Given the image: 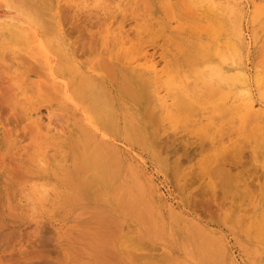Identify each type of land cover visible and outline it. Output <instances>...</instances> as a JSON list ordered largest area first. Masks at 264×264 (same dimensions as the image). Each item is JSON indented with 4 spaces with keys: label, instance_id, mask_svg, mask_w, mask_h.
Returning <instances> with one entry per match:
<instances>
[{
    "label": "rangeland",
    "instance_id": "obj_1",
    "mask_svg": "<svg viewBox=\"0 0 264 264\" xmlns=\"http://www.w3.org/2000/svg\"><path fill=\"white\" fill-rule=\"evenodd\" d=\"M2 1L0 0V7L8 3L21 10L24 16L28 17L26 20L28 22L26 26L20 24L21 26L13 31L5 30L0 23V211L16 213L26 208L24 201L26 189L31 190L29 196L39 197L43 184H47L49 179L57 181V175L64 176L63 174L73 168L72 156L76 157L80 145L74 134L83 125V121L80 118L72 121L65 117L67 115L63 106L69 107L67 97L58 89L57 81L67 80V68L72 62L68 63L67 56L65 57L67 50L63 48L67 46L68 50L74 54L70 53L68 57L72 56L75 63L84 71L106 82L113 92L118 126L114 131H104V128L102 130L116 145L117 155L122 160L124 158L123 163L128 173H132L139 181H142L144 188H155L162 198V204L178 209L190 208L196 217L209 225V229L215 235L227 241L230 252L233 257L235 254L238 264H255L256 261L251 256L252 250L264 248V128L258 129L264 126V0H215L212 7L207 4L202 8L199 7L200 4H194L191 0H169L170 2L168 0H44L45 3L43 0H36L37 6L43 7L47 14L55 16V18H49L52 22L47 21L48 26L42 18L43 8L42 12L38 11L39 7L37 9L22 0L21 2L18 0V4L15 0ZM26 7H31V10ZM38 14L41 19L37 17ZM238 28H241L242 32L239 31L240 29L237 30ZM240 34H243V37H240ZM120 35L127 40H118ZM120 40L121 42H118ZM61 51H63L62 55L59 54ZM145 51L151 54L155 61L161 62L159 71H161L162 82L159 79L156 80L152 83V88L154 90L163 87L160 90L162 97L169 99L167 113L161 116L159 125L155 121L151 123L144 117L139 105L129 97L124 87L126 80L124 81L123 75L133 70V66L127 68L124 63L133 61L134 59L130 58L136 59V56L143 57L147 54ZM135 52L136 55L133 54ZM112 55L117 56L116 60ZM111 57L113 60L110 59ZM72 58L70 57L69 61ZM100 61L103 62L100 63ZM145 62L142 61V65H139L141 66L138 67L139 73L148 79L154 77L153 71L149 69L151 64ZM108 64L112 67L110 68ZM210 67L211 69L215 67V70L221 67L219 71L224 75L244 69L248 81L231 87L219 82L215 77V71L213 73ZM184 74L186 76H183ZM168 80L183 93L185 92L187 95H184L188 96V100L193 101L191 105L188 102L190 106L187 104L186 110L183 109L185 106H178L179 103L176 104L174 100H171L173 104L170 102L175 94L171 93L172 90L167 91ZM188 81L191 82L188 83ZM217 88L221 89L220 95ZM244 88L250 94L247 95V92L242 90ZM226 91H231L230 97L227 96ZM242 91L244 94H241ZM248 99H252L256 107L254 114L258 116L254 119L261 116L262 122L259 119L256 122L250 121L253 119H250L251 115L247 114L248 117L250 116L249 119L243 115L245 101ZM217 103L223 105L220 104V107L225 113L219 111ZM154 106L162 107L163 102L155 101ZM234 107L236 110L233 109ZM199 108L202 110L200 111ZM170 109L172 113L169 112ZM228 111L231 116L225 118ZM221 113L223 115L220 118ZM132 114L136 118L134 122ZM167 114H171L168 115L172 118H168L170 121L165 116ZM212 114H216V118H219L216 120ZM242 116L247 120L245 125H242L244 121ZM37 118L42 119V122L39 121L44 128L40 127V124L33 123V119ZM43 119L46 123L45 121L43 123ZM228 119L230 122L227 121ZM212 123L215 129L218 126L226 129L220 127L215 131L213 128L212 133L218 132L219 136L216 133L213 135L208 129ZM193 124L199 126V129L196 127V130L192 131L195 127ZM67 125H70L72 130L71 135H63V128ZM155 127L159 131L158 138L155 136L157 131ZM162 128L165 130H159ZM40 129L43 130L40 131ZM189 129L191 132H187L190 131ZM249 129L251 130L246 131ZM194 132H198L197 135ZM225 133L229 136L224 138ZM199 134L202 135L199 137ZM215 138H219L218 142L222 150L217 149L218 143L215 142ZM152 141H156L157 144H153ZM57 144L62 145L61 149H65L68 153L70 161L67 164L62 160V150L58 149ZM160 144L163 146L160 147ZM261 148L263 150H260ZM221 152L224 154L221 155ZM208 163H212L210 164L212 167L208 168ZM205 164L207 167L204 166ZM178 165L182 166H179L182 174L180 178L175 174V167L179 169ZM221 165L224 168L219 170ZM204 168L207 170L205 171ZM209 169L216 172L211 173ZM205 172L210 174L206 175ZM208 183L212 186H208ZM68 188L64 185L66 192ZM261 188L262 191H259ZM244 190L248 195H243ZM249 194L252 196L250 197ZM254 200L256 202L253 204ZM63 203V206L57 210L49 205L42 208L37 206L35 213L37 212L36 214L44 221L59 223L67 217V212L80 208V205L83 207L89 205L87 199L82 202L78 197L72 196L64 199ZM29 209L32 210L33 207ZM249 212L251 215H248ZM20 217L21 213L20 216L11 218L19 220ZM254 218L263 229L252 234L253 229L250 225ZM221 220L225 222L232 220V222L224 224L220 222ZM236 236H239V239ZM246 241H250V245L245 244ZM232 248L233 251H231ZM14 249L11 243L2 245L0 264H20L18 252Z\"/></svg>",
    "mask_w": 264,
    "mask_h": 264
},
{
    "label": "bare ground",
    "instance_id": "obj_2",
    "mask_svg": "<svg viewBox=\"0 0 264 264\" xmlns=\"http://www.w3.org/2000/svg\"><path fill=\"white\" fill-rule=\"evenodd\" d=\"M17 1L18 0H15V2H17ZM22 1H24V2L26 1V3L32 4L31 6L37 7V9L39 7V6H37L36 0H22ZM45 1L43 0L44 3H45ZM191 1L194 2V4L195 3H197L198 5L200 4L199 5L200 8L204 7L207 4H209V6L211 5V7H212L213 6L212 4H214V2H215V0H191ZM61 2H63V1H61ZM5 4L1 5L2 7H0V23L2 26L5 27V30L7 29L8 31L9 30L13 31L15 28L21 26L20 24H25V26H26V22H28L26 20L28 19V17H25L24 14L21 12V10L12 7L8 3H5ZM16 4H18V2ZM20 4L21 3H19V5ZM47 4H49L48 1H47ZM26 6H27V4H26ZM28 7H26V8L31 10V7L30 8H28ZM51 7H53V5ZM188 7L190 9V5ZM42 8L43 7H41V8L39 7L38 11L41 10V12H42ZM59 9H61V8H59ZM43 10H44V8H43ZM212 10L215 11L214 9H212ZM32 11H34V10H32ZM261 12H263V11H261ZM31 14H32V12H31ZM196 15H197V13H196ZM218 15H220V13ZM231 15H232V13H231ZM52 16L50 14H47L45 12V10L43 11L42 18L46 22L45 23L46 25H47V21L52 22V20L49 19L50 17L55 18L54 15H52ZM37 17H39V14ZM173 17H174V15H173ZM49 22H48V24H49ZM33 24H34V22H33ZM52 25H53V23H52ZM186 26H187V24H186ZM33 29H34V27H33ZM53 30H56V29H53ZM237 30L242 32L241 28H238ZM237 30H236V32H237ZM135 33H136V31L134 32V34ZM237 34L239 35L238 32H237ZM240 35H241L240 37H243V34H240ZM62 36H64V35H62ZM62 36H60V37L62 38ZM129 36H130V34H129ZM119 37L120 38H118V40L119 39L122 40L124 38L123 35H120ZM115 40H116V38H115ZM121 40L118 42H121ZM125 40H127V39H125ZM172 40H173V38H172ZM107 41L108 40H106V42ZM115 43L116 42H114V44ZM64 44H66V43H64ZM64 44H63V46H65ZM108 44H109V42L107 43V45ZM105 45H106V43H105ZM108 47L109 46H107V48ZM68 49L69 48H67V46H66V48H63V50H65V51L67 50L65 53L66 54L68 53V55L65 54V57L67 56L66 57L67 62L70 63L72 61L71 65L67 68V71H68V76L66 77L67 80H65V81L55 80V81H57L58 89L60 90L59 92H62L63 95H65L67 97L66 101L68 102L67 105H69V107H66L65 105L63 106L65 109V113L67 115L65 117L72 119V121L77 120L78 118L82 119V121H83V125L74 134L80 145L78 147V153H77L76 157L74 155L72 156L73 157V168L70 171H68V173L63 174L64 176L57 175V177H56L57 181H53V180L49 179L47 184H43L42 185L43 189L41 190V192H43V193L41 195V192H40L39 197L36 196L35 194H32V195H35L33 197L31 195L29 196V194H31V193H29V191H31V190L26 189L25 190L26 194L24 196V198H25L24 201L26 203L25 206H27L26 208H24V209H22L16 213H11V211H7V210H1L0 211V248L5 243H11V247L15 248L14 251L16 250L18 252V255H19V258L21 261L20 264L21 263L22 264H238L237 259L235 258L236 257L235 254L233 257L232 252H230L227 241L223 240L219 236L215 235L209 229V225L206 224L201 219H199L198 217H196L195 213L192 212L190 208L189 209H185V208L178 209V208H175L173 206H168V205L162 204V198L158 195V192L155 188H151V189L144 188L142 181H139L134 175H132V173L131 174L128 173V170H126L125 165L123 163L124 158L122 160L117 155V152L115 151L116 145L113 144L112 141L108 138V134L105 135V133L102 130L104 128V131H108V132L114 131L117 129V126H118V120L116 118L117 111L115 108V102L116 101L114 102V99L112 98L113 92L111 91L110 87L106 84V82H104V81L100 80L99 78L94 77L91 74L84 71L81 66H79L77 63H75L72 56H70L72 58V60L70 59V61H69L70 57H68V56L71 55L72 53ZM111 50H113V49H111ZM120 51H122V50H120ZM62 52L63 51H61L59 54L62 55ZM128 52H130V51L128 50ZM133 52H134V49H133ZM102 53H104V52H102ZM114 54L115 53H113V55ZM116 54H118V53H116ZM133 54L136 55V52ZM72 55H74V54H72ZM22 58H24V57H22ZM27 58H29V57H27ZM116 58H117V56H115L113 59L116 60ZM110 59L113 60L112 57ZM130 59L131 60L134 59V60L133 61L126 60L128 62L124 63V64H126L127 68H130L133 66L132 72H128V73H125L123 75L124 81L126 80L124 82L125 90L128 92L127 94H129V97H131L136 102V104L139 105L140 109L143 112L144 117H146L147 120H149L151 123H152V121H155V123L157 125H159L160 124L159 120H161V116L163 114L167 113L166 111L168 110V107H169L168 106L169 99L162 97V93L160 91L163 87H161V89H159V87H158L154 90L152 88L153 87L152 83H154L158 79L160 80V78H161V71H159V66L161 65L160 64L161 62L159 63L158 61H155L154 57L148 53L146 55H143V57H137L136 56V59L135 58H130ZM99 60H100V58H99ZM118 61H119V59H118ZM142 61H146L148 64L149 63L151 64L149 69H151L153 71L154 77H151L148 79V78H145L141 73H139L140 71H139L138 67H141L139 65L140 64L142 65ZM101 62H103V61H100V63ZM60 64H62V63H60ZM103 64H105V63H103ZM64 65H65V63H64ZM97 66H99V65H97ZM109 66H110V68L112 67L111 64ZM213 66H215V65H213ZM103 67L106 68L105 66H103ZM194 67H196V66H194ZM215 67L213 69H211V67H210V69L213 71V73L215 71V77L221 83H226L232 87L237 83L245 84L248 81L247 74H246V71L244 69L239 70L237 72L235 71L234 73H231V74H225L224 75L223 73H221L219 71L221 67L220 68L218 67L219 69L216 68V70H215ZM90 69H92V68H90ZM197 69H198V67H197ZM65 72H66V69H65ZM174 73H176V72H174ZM163 76H164V74H163ZM183 76H186V75L184 74ZM201 76H203V74H201ZM202 78H204V77H202ZM56 79H58V78H56ZM174 80H176V79H174ZM204 81H205V79H204ZM160 82H162V81L160 80ZM160 82L158 83L159 85H160ZM190 82L191 81H188V83H190ZM211 82H212V80H211ZM261 82H262V80H261ZM163 84L165 85V83H163ZM259 84H261V83H259ZM189 85L190 84H188V86ZM211 85H212V83H211ZM161 86H163V85H161ZM166 86H168L167 91L172 90L174 92L171 91V93L175 94V95L173 94L174 95L173 98L170 99L171 103H172L171 100H174L175 102H177L176 104L179 103L178 106L179 105H180V107L185 106L183 109L186 108L188 102H190V105L193 103L192 100L187 99L188 96H185V95H187V94H185V92L183 93V91H181L178 87H176V85L174 86V84L169 82V80H168V84L166 83ZM166 86H164V87H166ZM216 87H218V86H216ZM218 88L216 90H218ZM219 90H221V89H219ZM219 90H218V94L220 93ZM242 90L245 93L247 92L246 93L247 95L250 94V92L248 93V91H246L245 88ZM212 91H213V89H212ZM224 91L225 90H223V92ZM243 91L241 94H244ZM226 92L228 93L227 96H229V93L231 91H226ZM240 92H241V90H240ZM201 94H199V95H201ZM261 95H262V93H261ZM215 96H216V92H215ZM251 100L252 99H248L247 101H245L246 102L245 114H243V115H245V117H247L248 119L250 117V116L248 117V115H251L250 119H252V118L253 119L250 121L256 122V120H258V119L260 120L261 116L258 119H254V117L258 116V115L254 114V110H256L255 109L256 107L254 105V102ZM155 101H162L163 106L162 107L154 106ZM220 104H218L219 105V111L224 112V110H222V108L220 107ZM236 104H238V103H236ZM195 105H193V106H195ZM193 106H192V108H193ZM197 106L200 107L198 104H197ZM211 107L213 108V106H211ZM235 107H236V105H235ZM235 107L233 109L236 110ZM204 108L205 107H203V109ZM224 108H225V106H224ZM227 109H229V108H227ZM227 109H225V110H227ZM192 110L194 111V109H192ZM199 110H200V108H199ZM229 111H230V109H229ZM229 111H228V113H229ZM169 112H171V109L169 110ZM222 113H221V116H219L220 118L223 115ZM228 113L226 115L224 114L226 116L225 118L229 117V115L231 116V114L230 113L228 114ZM191 114H192V111H191ZM258 114H260V113H258ZM263 114H264V112H263ZM31 115H33V114H31ZM168 115H171V114L165 115L167 120H169L168 118L172 119ZM172 115H175V114H172ZM232 115L234 116L233 111H232ZM213 116H215V118L217 117L216 114H214ZM131 117L134 118L133 122L136 121V118L134 117L133 114L131 115ZM245 117H243V116L241 117L244 120L242 122L243 123L242 125H245L244 123H246L245 121H247ZM218 118H216V120ZM39 120H38V118L33 119V123L40 124V121L42 122V119L40 121ZM185 120L187 121V119H185ZM44 121L46 123L45 119H43V123H44ZM227 121H229V119ZM225 122H226V120H225ZM31 123H32V121H31ZM31 123H28V125L29 124L31 125ZM169 123H170V125H173V124H171V122H169ZM169 123H167V124L169 125ZM258 123H260V122H258ZM41 125L42 124H40V127L44 128V125L43 126H41ZM212 125H213V123L209 126V128L207 127L209 129L210 133H212V131H213L212 129L215 127V126L213 127ZM134 126H135V124H134ZM185 126H188V125H185ZM193 126H195V125L193 124ZM259 126H261V125H259ZM166 127H164V128H166ZM175 127H177V126H175ZM196 127L198 128L199 126H195L193 128L191 125V129L193 128L192 131H195ZM202 127H204V126H202ZM220 127L223 128V126H220ZM220 127L218 126V128H216V129H219ZM256 127H258V126H256ZM49 128H50V126H49ZM171 128H173V126H171ZM259 128L260 129L264 128V126L258 127V129ZM155 129H156V127H155ZM203 129H206V128L204 127ZM216 129H215V131H216ZM42 130L43 129H40V131H42ZM159 130L164 131L165 129L162 128ZM176 130H178V129H176ZM250 130L251 129L246 130V131H250ZM256 130H257V128H256ZM135 131H136V129H135ZM153 131H155V130H153ZM137 132H139V130ZM187 132H191V130L187 131ZM71 133H72V130L70 129V125H67L65 128H63V135H66V134L71 135ZM194 133L197 135L198 132H194ZM227 133H229V132H227ZM234 133H236V131ZM234 133H233V135H234ZM101 134H103V135H101ZM216 134H218V132ZM247 134H248V132H247ZM191 135H192V133H191ZM200 135H202V134H199L198 136L200 137ZM227 135L228 134H226L223 137L225 138ZM258 135H259V133H258ZM155 136H157V138H158V136H159L158 130L156 131ZM217 136H219V134ZM247 137H248V135H247ZM157 138H155V139L158 140ZM212 138H213V136H212ZM219 138L218 139L215 138L216 139L215 142L218 143L217 149L221 148L219 146L220 142H218ZM201 139L203 140V138H201ZM255 139H258V138H255ZM221 140H222V138H221ZM252 140L253 139H251V141ZM242 141H244V140H242ZM200 142H199V144H200ZM259 142H258V144H259ZM154 143L157 144L156 141H154L153 144ZM194 144H192V145H194ZM233 144L235 145L234 142H233ZM242 144H243V142H242ZM258 144L256 143V145H258ZM157 146L159 147V145H157ZM161 146H163V145L160 144V147ZM210 146H211V144H210ZM216 146H217V144H216ZM262 146H263V144H262ZM57 147H59L58 149H61L63 146L57 144ZM258 148H260V147H258ZM262 148L260 150H263ZM222 149H220V150H222ZM61 150H62V155H61L62 160L64 161L65 164H67L70 161V158H68V156H67L68 153L65 152V149H61ZM204 150H205V148H204ZM234 150L236 151L237 149H234ZM57 152H58V150H57ZM207 152H210V151L207 150ZM218 152L216 151V153H218ZM225 152H226V150H225ZM58 154H59V152H58ZM223 154L221 152V155H223ZM221 155H219V156H221ZM209 156H211V155L209 154ZM46 157L48 158V156H46ZM209 159H210V157H209ZM220 159H222V158H220ZM207 162H208V160H207ZM212 163H213V161H212ZM212 163L207 164V165H209L208 168L212 167V165L210 166V164H212ZM177 164H178V162H177ZM179 166L180 165H178V167ZM204 166H206V164ZM176 167H175V169H176L175 174L178 178H180L182 176V174L180 173V167H182V166H180L179 169H177ZM214 167H216V166H214ZM220 168H224V167L223 166L219 167V170H220ZM204 170L206 171L207 168H204ZM209 171H211V170L209 169ZM212 172H216V171L214 170V171H211V173ZM217 173H218V171H217ZM205 174L209 175L210 172H208V173L205 172ZM229 174H231V173H229ZM221 175H223V174L221 173ZM210 178H211V176H210ZM227 178H229V177L227 176ZM225 179H226V177H225ZM233 179H235V178H233ZM230 181H231V179H230ZM52 182H54L56 184L52 185L51 184ZM234 183L236 184V182H234ZM64 185L69 187L68 188L69 190L67 192L64 190ZM207 185L212 186L209 183ZM231 186H229V187H231ZM185 187H186V185H185ZM258 188H259V186H258ZM243 189H244V187H243ZM242 190H241V192H242ZM247 190H249V189H247ZM257 190H259V189H257ZM259 191H262V188ZM245 192L246 191L244 190L243 195H245V194L248 195L247 192L246 193ZM234 194H236V193H234ZM70 196L78 197L80 200H82V202L84 199H87V202L89 205L84 206V207L82 205H80V208H75L74 211L67 212L68 213L67 217H65L63 222H59V223H56L53 221H44L42 218H40L36 214L37 212L35 213V211L38 208L37 206H40L42 208V207H46V205L47 206L49 205L50 207L57 210L63 206V204H64L63 200L70 197ZM214 196H216V195H214ZM249 196L251 197L252 195L249 194ZM255 196H257V195H255ZM39 200H41V202H39ZM208 200H210V199H208ZM73 202H75V201H73ZM249 202H250V200H249ZM255 202L256 201L254 200L253 204ZM246 204L247 203H245V205ZM253 204H251V207H253L252 206ZM211 205L213 206L214 204H211ZM30 207H33L34 210L29 209ZM218 208H219V206H218ZM236 209H237V206H236ZM214 210H216V209H214ZM62 212H63V210H62ZM20 213H21V217L19 220L11 218L14 216H20ZM248 215H251L250 212ZM229 220H230V218H229ZM232 220L228 221L229 224H230V222H232ZM220 222L224 223V224L228 223V222H225L223 220H221ZM239 225H240V223H239ZM235 226H237V225L235 224ZM250 226H251V229H253L252 234L255 233V231H257V230L263 229L262 225L258 224V222L256 221L255 218H254V220ZM233 231L235 233H238L235 230H233ZM236 237L239 239V236H236ZM219 239H221V240H219ZM243 243H244L243 240H241V244H243ZM245 244L250 245V241H246ZM231 251H233V248L231 249ZM18 255H17V257H18ZM251 256H252V259L256 261L255 264H264V248L253 249Z\"/></svg>",
    "mask_w": 264,
    "mask_h": 264
}]
</instances>
